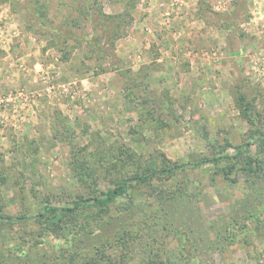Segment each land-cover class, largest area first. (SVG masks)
<instances>
[{
    "label": "rangeland",
    "instance_id": "rangeland-1",
    "mask_svg": "<svg viewBox=\"0 0 264 264\" xmlns=\"http://www.w3.org/2000/svg\"><path fill=\"white\" fill-rule=\"evenodd\" d=\"M261 135L264 0H0V264H264Z\"/></svg>",
    "mask_w": 264,
    "mask_h": 264
},
{
    "label": "trees",
    "instance_id": "trees-1",
    "mask_svg": "<svg viewBox=\"0 0 264 264\" xmlns=\"http://www.w3.org/2000/svg\"><path fill=\"white\" fill-rule=\"evenodd\" d=\"M258 146L260 149L264 150V136L261 135L258 139ZM250 143H245L243 145L235 146L236 153L232 156H240L242 152H244L243 148L249 146ZM230 155H224L221 157H214L211 159H205L203 161L197 163H184V164H174L171 167H166L162 169H152L146 173L135 175L134 177L123 179L120 183H118L115 187L106 189L105 191L101 192V196L93 197V198H85V199H77L73 200L70 205L59 207V206H49L46 210V214L49 215L47 224L53 225V227H58L59 224L67 219H72L74 213L78 209H85L87 207L97 206L101 209L108 207L115 199L124 196L128 193L129 189L133 188L134 186L142 183H149L153 178L159 177L161 175H169L174 173L177 170L187 168L188 166H192L194 164L199 165L202 163L210 162L217 166L219 160H229L232 158ZM246 157V156H245ZM262 158H252L246 157L244 160V168L250 172L258 171L263 163ZM230 167L221 169L224 171V175H228V170L232 167H235V163H230ZM25 217H12L9 215H4L1 211L0 207V223L2 224H13L15 222L23 220ZM31 218V217H29Z\"/></svg>",
    "mask_w": 264,
    "mask_h": 264
},
{
    "label": "crops",
    "instance_id": "crops-1",
    "mask_svg": "<svg viewBox=\"0 0 264 264\" xmlns=\"http://www.w3.org/2000/svg\"><path fill=\"white\" fill-rule=\"evenodd\" d=\"M22 38H24L23 36H21ZM16 41H18V40H16ZM18 43V42H17ZM33 52V51H32ZM36 53V52H35ZM37 53H38V51H37ZM19 55V56H18ZM24 58V56H23V54H18V52H14V58H11V60L9 61V64H14L15 66L16 65H18V64H20V65H22V61H21V59H23ZM29 60H30V62H32V64H31V66L34 68V67H37V66H40V65H42V63L41 62H37V61H31V58H29ZM27 64H30L29 63V61H28V63ZM30 66V67H31ZM29 67V68H30ZM31 69V68H30ZM15 70L17 71V72H19V69H18V67L16 68L15 67ZM32 70V69H31ZM36 70V69H35ZM34 70V71H35ZM30 72V71H29ZM28 72V73H29ZM20 74V73H19ZM23 74H25V73H23ZM27 75V74H26ZM34 73H33V76H29V75H27V76H22V77H19V78H17V80H16V83H15V87H18V86H20V85H22V84H24L26 87H35L36 86V84L33 82L34 80H33V77H34ZM28 77L30 78V80L28 79ZM32 77V78H31ZM36 82V81H35ZM35 84V85H34Z\"/></svg>",
    "mask_w": 264,
    "mask_h": 264
}]
</instances>
